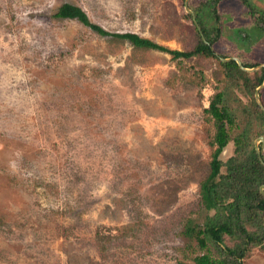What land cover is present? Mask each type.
Returning <instances> with one entry per match:
<instances>
[{"label": "rangeland", "instance_id": "rangeland-1", "mask_svg": "<svg viewBox=\"0 0 264 264\" xmlns=\"http://www.w3.org/2000/svg\"><path fill=\"white\" fill-rule=\"evenodd\" d=\"M248 1L264 11V0ZM184 2L0 0V264H194L201 251L183 232L207 214L199 185L215 148L204 112L215 93L235 126L214 181L226 176L239 133L264 154V120L251 106L259 86L224 80L218 61L264 72V37L239 0H223L216 58L172 60L99 36L62 10L184 52L197 43ZM258 96L264 107V86ZM259 219L262 229L249 230L263 235ZM244 263L264 264V239Z\"/></svg>", "mask_w": 264, "mask_h": 264}, {"label": "trees", "instance_id": "trees-1", "mask_svg": "<svg viewBox=\"0 0 264 264\" xmlns=\"http://www.w3.org/2000/svg\"><path fill=\"white\" fill-rule=\"evenodd\" d=\"M221 1L223 0H205L194 8L188 6L193 11L206 42L201 40L196 30L197 43L191 50L184 52L170 50L132 33L109 34L101 27L90 24L86 14L78 7L66 4L62 10L65 18L78 21L99 36L124 40L135 48L162 52L168 54L172 60H188L195 56L215 57L211 47L222 35L221 16L218 13V5ZM239 1L247 10L251 28L261 34L259 36L264 37V11L253 9L248 0ZM209 23L213 25L208 26ZM227 57V55L220 56L224 59ZM240 60L245 68L256 66V63L249 64L243 59ZM218 64L222 68L224 80L241 81L242 85L251 92L263 81V70L247 74L241 71L234 61L225 63L218 61ZM223 101L224 94L217 92L209 101L208 108L204 110L213 120L215 133L211 146L215 148L211 155L209 173L199 185L200 205L207 212L205 221L202 225H188L183 232L188 240L196 242V247L201 251L192 258L194 264H245L249 247L261 244L264 239V234L258 235L249 230L253 227L262 229L263 220L259 219V215H264V196L260 193L259 187L264 185V166L259 161L254 147L248 148V132L243 131L233 139L235 156L229 158L226 163L227 174L218 182L214 181L223 166L218 160L219 154L230 140L232 141L229 131L235 126L233 112ZM251 106L252 111L257 110L259 120H264V112L258 108L254 99H251ZM260 158L264 163L262 152ZM210 248L213 250L212 253ZM178 264L184 263L178 262Z\"/></svg>", "mask_w": 264, "mask_h": 264}, {"label": "water", "instance_id": "water-1", "mask_svg": "<svg viewBox=\"0 0 264 264\" xmlns=\"http://www.w3.org/2000/svg\"><path fill=\"white\" fill-rule=\"evenodd\" d=\"M187 3H188V0H185V2H184V8H185V11H186V12L188 13V15L191 17V19H192V21H193V24H194V26H195L197 32L199 33V36H200L201 40H202L203 42H206V41L204 40V37H203L202 33H201L200 27H199V25H198L197 22H196L195 15H194V13L188 8ZM219 60H220V62H223V63H225V62H229V61H234V62L237 64L238 68H239L241 71H243V72H253V71L256 70L255 68H245V67H243L242 62H241L238 58H233V57L228 58V59L220 58ZM259 67H261V66H259ZM263 80H264V79H263ZM262 86H264V81H263V82L261 83V85L255 90V100H256L258 106L260 107V109L264 112V107L260 104V102H259V96H258V90H259L260 88H262ZM259 142H261V143L264 144V139H262V138L259 139ZM254 150H255V152H256V154H257V156H258L259 161H260L261 164L264 166V163L262 162V160H261V158H260V151H259L257 145L254 146ZM263 152H264V150H263ZM263 188H264V185L261 186V187L259 188V191H260V193L264 196Z\"/></svg>", "mask_w": 264, "mask_h": 264}]
</instances>
